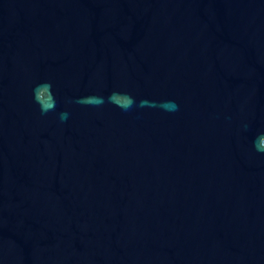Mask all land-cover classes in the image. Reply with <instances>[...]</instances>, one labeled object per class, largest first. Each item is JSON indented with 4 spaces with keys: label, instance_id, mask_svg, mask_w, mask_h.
I'll list each match as a JSON object with an SVG mask.
<instances>
[{
    "label": "water",
    "instance_id": "1",
    "mask_svg": "<svg viewBox=\"0 0 264 264\" xmlns=\"http://www.w3.org/2000/svg\"><path fill=\"white\" fill-rule=\"evenodd\" d=\"M260 131L264 0H0V264H264Z\"/></svg>",
    "mask_w": 264,
    "mask_h": 264
},
{
    "label": "clouds",
    "instance_id": "2",
    "mask_svg": "<svg viewBox=\"0 0 264 264\" xmlns=\"http://www.w3.org/2000/svg\"><path fill=\"white\" fill-rule=\"evenodd\" d=\"M33 99L36 104L39 106L41 114H47L50 111H55L57 107V101L55 94L52 92V84L49 81H44L38 85H36L33 90ZM46 93V96H45ZM124 96L125 99L121 103L120 97ZM87 100L88 98H84ZM108 99L115 103L118 107H120L123 111H128L133 107L136 108H145V107H158L163 111H171L178 110L179 105L175 100H165L159 103L155 101H150L148 99H141L139 103L136 102L135 98L127 93H120L117 91H113ZM58 119L61 123L67 121L70 116V113L66 110L60 111L57 113ZM244 129L248 128V124L245 123L243 125ZM253 147L258 153H264V131H260L257 133L255 139L253 140Z\"/></svg>",
    "mask_w": 264,
    "mask_h": 264
}]
</instances>
